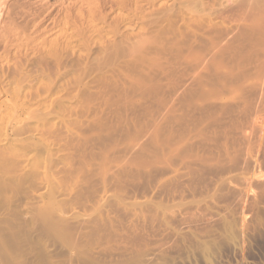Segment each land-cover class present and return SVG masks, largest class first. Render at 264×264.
<instances>
[{
	"label": "rangeland",
	"instance_id": "obj_1",
	"mask_svg": "<svg viewBox=\"0 0 264 264\" xmlns=\"http://www.w3.org/2000/svg\"><path fill=\"white\" fill-rule=\"evenodd\" d=\"M263 1L0 0V264H264V111L229 127L234 153L208 127L184 154L209 166L178 172L126 134L175 30L233 44Z\"/></svg>",
	"mask_w": 264,
	"mask_h": 264
},
{
	"label": "bare ground",
	"instance_id": "obj_2",
	"mask_svg": "<svg viewBox=\"0 0 264 264\" xmlns=\"http://www.w3.org/2000/svg\"><path fill=\"white\" fill-rule=\"evenodd\" d=\"M262 4H264V1ZM255 22H256L255 24L253 23V25H251L252 27H250L248 25V27H250V28L245 27L246 28L245 29L243 26L242 27L243 29L240 30L241 33L238 34L237 36L239 38H242L245 40V42H243L241 44L238 42V39H239L238 37H237L238 43L235 41L237 44H235V42L233 44H231L232 41L230 42V40H229L230 38L228 39L229 40V42H228V40L227 41L225 40L226 36L224 39L223 38L224 36H222V35L219 36L218 32H217V34H215V32L214 33L211 32V33H209L210 35H208V32H207V34L202 33L203 34L202 35L198 31H195L193 34L191 32L189 33V34H191L190 37H188L186 35L188 37L187 38L185 36L186 33H182L185 31H183L181 29H180L181 30L180 33H179V31L176 32L178 29L175 30V33H178L179 36L174 34L175 37H173L172 39H175V38L176 39L172 43H170L171 41H168L170 43L169 48L172 50L171 53L173 52V55H174V59H172L174 61H172L169 58L171 60L170 61L171 64L168 62L170 65H165V64L159 65L161 70H162V74H163L162 78L163 79L160 77L161 80L159 82H156V83L152 84V86H149L147 88H146V86L144 87L141 84V86L144 87L143 88L144 90H142L143 92L148 93V94L154 93V94H156V96L158 95L157 96L158 102L156 101L158 103L157 108L152 106L154 109H157V110L156 111L153 110L152 107L151 108L149 107V109H148V107H147L146 110L148 111L149 116H150L148 118L149 120L148 121L144 120L145 122H143V123H142V121H141V123L138 122L139 124L133 123L134 126H132V128L129 127V129L126 131V134H128V137L131 138V140L132 139L139 140L141 137H145L146 139H149L150 144L151 143H154L155 145L159 144L158 147H160V149L158 147L156 148L157 145L155 146V148L158 149V152L161 150L159 152L160 155H158L157 158L160 159V162L162 163V165L163 164L165 165V166L164 165L162 166L163 168L174 166V167H172V170L174 169L173 171L178 172L179 169L182 170V169H185L188 167H189L188 169L192 168V167H190V166H193V163H191V162L195 163L196 161H199L201 164H204V163L207 164L209 161L207 162V160L205 158H203V156H204L203 154H202L203 156L201 155V157H198L199 153L197 155H192L193 153L191 154L192 156L190 155V153L193 152L191 150H193V148L196 149V147H193L192 145L195 146L196 143L200 141L199 138H197V137L203 136L201 138H203L202 140L205 141L204 137L206 138L207 136H205L204 134L206 133V131L209 132L207 134L211 135L212 134L211 130L215 129L212 127V128H210L211 130L210 129L207 130L208 127L223 123L225 128H218L221 133L218 134L219 130L217 129V131L215 130L216 134L214 132L215 135L212 134V136L214 135V138H215V136L221 135L223 133L226 140L223 137H221V136L220 137L223 138L225 140L224 142L226 143V145L224 147L225 148L224 152L228 151V149H230V148H228L227 142H230L231 140L230 141H228V140L230 137L232 139V136H233V135H230L232 133L231 129L234 128L236 130H240V128L243 126V124L246 123L245 117H244L248 114V113L246 114V112L250 113V111L256 109L254 111L255 112L254 115H258L260 113V111H262V112L264 111V109H263L264 108V16L261 17L260 19H258V21L255 19ZM232 29H233V27H232ZM201 30H199V31H201ZM210 31H211V29H210ZM223 31L225 32V30H223ZM202 32H204V31H202ZM222 32H220V33H222ZM230 35H227V36H230ZM234 37H236V35ZM239 41H240V39H239ZM158 42H156V43H158ZM139 63H141V62H139ZM143 63H144V61H143ZM153 65H154V63H153ZM157 65H158V63H157ZM144 75H146V74H144ZM144 80H145V78H144ZM139 81H138V83H139ZM142 81L143 80H141V82ZM135 82H136V80H135ZM142 91H141V93H142ZM146 96H148V95H146ZM157 103H156V105H157ZM258 106H260L259 109H257ZM243 112L246 115H244V116H243V114L241 115V113H243ZM254 112L252 111V113H254ZM239 113L241 116L239 118H237ZM252 113H250V114H252ZM262 114H264V113H262ZM259 116H262V115L260 114ZM223 117H225V119L227 117V120H226L227 122L230 119L228 122L229 124L228 123L225 124L226 123L224 121L225 119L224 120L221 119ZM241 117H244V119L243 118L240 119ZM246 117H250L249 120H251V116H246ZM263 117H264V115H263ZM263 117H261V118H263ZM255 118L256 117L254 116V119ZM256 119L258 120V117ZM221 120H222V122H221ZM241 120L244 121L245 123L242 122L243 123L242 124ZM257 120H256V122H258ZM260 120L261 119H259V121ZM251 121H252V125L255 124V126H256V122L254 121L255 123H253V118ZM129 124H131V123H129ZM246 125H248V127L250 128L249 124L246 123ZM127 126L128 125H126V128H127ZM229 127H231V129H229ZM242 128L244 129V126ZM221 129H222V131H221ZM229 130L231 132L230 134H229ZM245 131H246V129L243 132H245ZM210 132H211V134H210ZM239 134H241V133H239ZM239 134H236L238 136L237 138H239V136H241ZM247 134L248 133L246 132V135ZM212 136H209V137H212ZM253 137H255V136H253ZM194 138L197 139L196 142H195ZM252 138H251V140H252ZM206 139H208V137ZM223 139H220L218 141L221 142V140H223ZM142 140L140 142L141 145L144 144V143H142ZM192 140L195 142V144L191 142ZM202 140H201V142H202V144H204L203 143L204 141H202ZM215 140H217V139H215ZM232 140H234V139H232ZM239 140H241V139H239ZM253 140H255V139L253 138ZM207 141H211L210 138ZM189 142H190V144L192 143L191 144L192 147L190 146L192 149L190 150V153L186 152L185 154L189 153L187 156L190 155L189 156L190 158L193 156L194 157L197 156L196 158H194L195 161H190V160H188L189 158L187 159V156H184L185 155L184 151L185 150L187 151L186 145L188 146ZM234 142H235V144H239V143H236V141H233V143ZM254 143H255V141H254ZM254 143H252V144H254ZM140 144L138 143V146ZM214 144H215V142H214ZM217 144H219V143H216L215 146ZM223 144H221V145H223ZM197 145L201 146V143L200 144L198 143ZM204 146H206V145H204ZM128 147L130 148L132 146L128 145ZM141 147L139 146V148H141ZM145 147H147V146H145ZM236 147H237V145H236ZM252 147H253V145H252ZM207 148H209V147H207ZM207 148H206V152L208 150ZM211 148H213V147H211ZM219 148L220 147L218 146V149ZM234 148H235V146H234ZM128 149H127V151H128ZM135 149H133V150H135ZM147 149L148 148H146L145 150L147 151ZM188 149H190V148H188ZM197 149H198V147H197ZM237 149H238V147H237ZM213 150H215V148ZM139 151H140V149H139ZM221 151L223 152V149ZM231 151H232V153H234L233 150H231ZM231 151H229L230 153L229 152L228 153L231 154ZM194 152H195V150H194ZM203 152H204V150H203ZM240 152H242V150ZM211 154L212 153H210L209 156ZM229 154H228V156L226 155L227 158L230 156ZM245 154H246V152H245ZM257 154H259V153H257ZM212 155H214V154H212ZM233 155H232V157H233ZM219 156H221V155H219ZM234 156H235L234 160H236V162H237L236 156L239 157L240 155H234ZM214 157L211 156L212 159H214ZM224 157H225V155H224ZM259 157L261 158L260 155H259ZM221 158L223 160V156ZM221 158L219 159V162H220ZM230 158H231V156H230ZM233 158H232V160H233ZM147 159H148V157H147ZM239 159H241V158H239ZM142 160H144V159H142ZM262 160L264 162V159H262ZM176 161H177V163H176ZM224 161L225 160H223V162ZM149 162H150V160H149ZM153 162H155V161L153 160ZM217 162H218V160H217ZM233 162H235V161H233ZM238 162H239V160H238ZM174 163H176V164H174ZM200 163L196 162L195 164H200ZM151 164H156V162L151 163ZM236 164H238V163H236ZM250 164H252V163L250 162ZM244 166H246V165H244ZM231 167H232V165H231ZM236 167H237V165H236ZM235 168H233V170ZM193 169H196V168H193ZM193 169H192V172H194ZM226 169H227V167H226ZM199 170H200V168H199ZM196 172L199 173V171H196ZM176 176H178V175H176ZM179 182H181V181H179ZM239 195H241V194H239Z\"/></svg>",
	"mask_w": 264,
	"mask_h": 264
}]
</instances>
